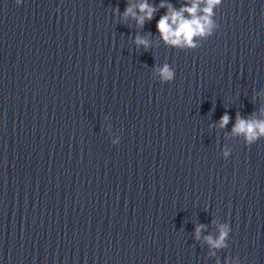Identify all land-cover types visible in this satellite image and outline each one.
<instances>
[{
	"label": "clouds",
	"instance_id": "obj_1",
	"mask_svg": "<svg viewBox=\"0 0 264 264\" xmlns=\"http://www.w3.org/2000/svg\"><path fill=\"white\" fill-rule=\"evenodd\" d=\"M19 5L21 0H15ZM188 3L181 6L179 9L173 7L165 0H161L158 6H153L148 3V0H140L137 5L128 3L121 14L122 18L131 16L135 19L137 25L143 27L146 21H151L160 8L166 9L165 13L160 16L156 23V29L160 34V38L166 45L176 48H190L197 47L198 38L211 37L219 25L214 21V9L222 4V0H189ZM119 8H114V14L119 13ZM187 14V16L185 15ZM136 46L143 47L145 51L151 48L150 42L137 35L134 38ZM156 75L162 83H171L175 77V70L165 63L163 66L156 69ZM259 111V110H258ZM255 115V114H253ZM264 115V114H262ZM230 116L227 111L221 116L219 120V127L225 128ZM231 134L233 136L243 137L245 145L251 146L264 137V119H248L237 114L236 122L232 127ZM120 138L113 140V145H118ZM231 150H224L222 156L227 159L230 156ZM204 225H198L195 229V239L200 240L201 232ZM218 237L205 236L204 240L210 249H223L227 247L226 240L231 232V228L227 223L219 225ZM214 251H210V256H215ZM225 264H228L227 259ZM238 264V258L233 262Z\"/></svg>",
	"mask_w": 264,
	"mask_h": 264
}]
</instances>
